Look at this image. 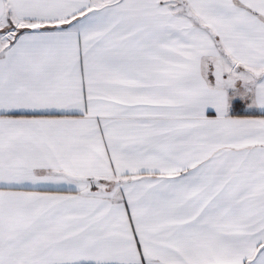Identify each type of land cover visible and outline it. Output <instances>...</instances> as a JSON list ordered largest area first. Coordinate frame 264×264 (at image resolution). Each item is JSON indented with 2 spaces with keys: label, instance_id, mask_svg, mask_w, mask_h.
Listing matches in <instances>:
<instances>
[{
  "label": "snow or ice",
  "instance_id": "6c2138e0",
  "mask_svg": "<svg viewBox=\"0 0 264 264\" xmlns=\"http://www.w3.org/2000/svg\"><path fill=\"white\" fill-rule=\"evenodd\" d=\"M0 264H264V0H0Z\"/></svg>",
  "mask_w": 264,
  "mask_h": 264
},
{
  "label": "crops",
  "instance_id": "0c3cea01",
  "mask_svg": "<svg viewBox=\"0 0 264 264\" xmlns=\"http://www.w3.org/2000/svg\"><path fill=\"white\" fill-rule=\"evenodd\" d=\"M233 103H236L235 111H233L232 109H230L229 110V115L239 116V115H243L246 111H255V109H243L241 107V105L239 104V102H237V101H234Z\"/></svg>",
  "mask_w": 264,
  "mask_h": 264
},
{
  "label": "trees",
  "instance_id": "16d2710c",
  "mask_svg": "<svg viewBox=\"0 0 264 264\" xmlns=\"http://www.w3.org/2000/svg\"><path fill=\"white\" fill-rule=\"evenodd\" d=\"M234 105L236 106V103H234Z\"/></svg>",
  "mask_w": 264,
  "mask_h": 264
}]
</instances>
